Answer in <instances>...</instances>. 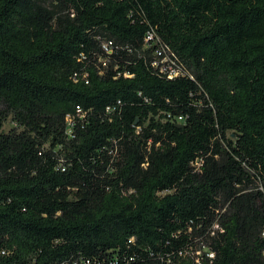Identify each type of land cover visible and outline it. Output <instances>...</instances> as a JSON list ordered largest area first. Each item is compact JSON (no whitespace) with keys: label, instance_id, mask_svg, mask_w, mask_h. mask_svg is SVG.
Masks as SVG:
<instances>
[{"label":"trees","instance_id":"obj_1","mask_svg":"<svg viewBox=\"0 0 264 264\" xmlns=\"http://www.w3.org/2000/svg\"><path fill=\"white\" fill-rule=\"evenodd\" d=\"M80 258L264 264V0H0V264Z\"/></svg>","mask_w":264,"mask_h":264},{"label":"built area","instance_id":"obj_2","mask_svg":"<svg viewBox=\"0 0 264 264\" xmlns=\"http://www.w3.org/2000/svg\"><path fill=\"white\" fill-rule=\"evenodd\" d=\"M151 43H157L156 47L153 50V56L154 59L152 60L151 64L158 67L159 71L163 72L166 74L167 77L171 78L173 76H177L182 72L181 66L178 63V60L174 53L164 44L160 43L159 38L156 36V34L149 30L146 32L144 36V47H150ZM111 42H104L103 43V48L107 51L110 52ZM77 113H80V108H76ZM67 122L70 121V118L67 116L66 117ZM179 121V119H178ZM69 132V130H68ZM196 166L199 165V161L195 160L193 162ZM89 260L80 258L79 260H71V261H62L58 264H89Z\"/></svg>","mask_w":264,"mask_h":264},{"label":"rangeland","instance_id":"obj_3","mask_svg":"<svg viewBox=\"0 0 264 264\" xmlns=\"http://www.w3.org/2000/svg\"><path fill=\"white\" fill-rule=\"evenodd\" d=\"M9 128H11V123L9 121H6L3 125V129L4 131L8 130ZM195 243L196 244H200L202 246V239L201 238H196L195 239ZM207 249L202 246L201 249L199 251H197L196 253L198 254L199 252H202V251H206Z\"/></svg>","mask_w":264,"mask_h":264}]
</instances>
